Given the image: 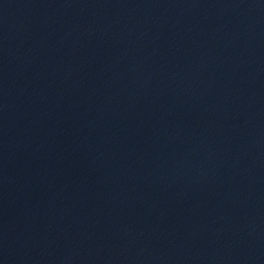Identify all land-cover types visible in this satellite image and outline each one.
<instances>
[{"label":"water","instance_id":"95a60500","mask_svg":"<svg viewBox=\"0 0 264 264\" xmlns=\"http://www.w3.org/2000/svg\"><path fill=\"white\" fill-rule=\"evenodd\" d=\"M0 264H264V0H0Z\"/></svg>","mask_w":264,"mask_h":264}]
</instances>
